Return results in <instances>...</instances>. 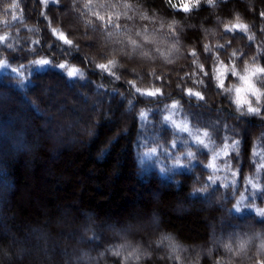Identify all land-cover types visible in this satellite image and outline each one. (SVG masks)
<instances>
[{
  "label": "clouds",
  "instance_id": "1",
  "mask_svg": "<svg viewBox=\"0 0 264 264\" xmlns=\"http://www.w3.org/2000/svg\"><path fill=\"white\" fill-rule=\"evenodd\" d=\"M37 4L31 22L19 0L0 4V12L11 13L0 19V98L33 116L5 133L12 149L32 153L46 143L52 152L88 151L113 174L130 168L137 180L163 182L175 197V215L195 211L209 225L206 246L193 244L160 226L161 215L149 209L155 234L141 231L135 243L112 248L109 255L119 264L154 258L161 264H203L205 258L209 264H264V225L258 223L264 221V150L258 147L264 137V0H161L159 8L148 0ZM202 6L206 13L196 15ZM16 20L26 35L8 26ZM189 31L197 34L189 38ZM45 66L65 79L84 81L91 74L118 85L121 97L125 91L131 97L122 106L125 115L106 113L102 128L98 115L52 108L49 86L37 90L33 79L32 69ZM137 97L161 105L160 123L173 133L166 142L147 127L152 108ZM185 105L210 115L194 125ZM246 136L250 167L244 164ZM7 191L0 185V264H46L52 229L43 222L23 226L4 205ZM244 210L252 212L247 219L255 231L239 221L241 227L229 226L213 240V221Z\"/></svg>",
  "mask_w": 264,
  "mask_h": 264
},
{
  "label": "trees",
  "instance_id": "2",
  "mask_svg": "<svg viewBox=\"0 0 264 264\" xmlns=\"http://www.w3.org/2000/svg\"><path fill=\"white\" fill-rule=\"evenodd\" d=\"M4 2L5 0H0V4ZM19 2L23 8L25 22H31L38 12L37 0H19ZM148 3H155L158 8L162 7L161 0H148ZM241 7L243 6L241 5ZM163 11L164 14L171 15L167 9ZM206 11L207 9H203L202 6V11L196 15L203 16ZM5 15L10 17L11 13L0 12V19H3ZM180 15L177 14V16ZM8 26L21 27L19 20L11 21ZM2 28L3 25H0V30ZM196 34L189 31L188 37L191 38ZM21 35H26L22 27ZM48 39L49 37L45 33L42 44L46 43ZM86 51L83 47L81 48V52ZM76 62L80 61L77 59ZM32 72L37 90L41 85H48L50 90L54 87L60 90L56 96V100L60 104L73 97L72 95L84 93L85 97H89L96 93L98 98H89L100 102L97 115L101 119L102 128L105 114L120 116L123 111L122 106L131 98L127 91L121 97L115 90L119 88L118 85H112L107 80L97 79L91 74L88 79L80 81L77 78L65 79L59 70L47 66L42 69L33 68ZM92 80H97L95 86L91 83ZM100 83H105L108 86L101 89ZM174 85L175 80H173V90ZM49 95L51 100L52 91L49 92ZM137 102L152 108L148 115V120L151 123L147 127L151 132L159 133L166 142L173 133L168 125L160 123L161 105L151 102L149 97H137ZM137 102L133 103L131 111L136 110ZM106 105L109 108H105ZM101 106H104V111ZM185 108L192 114L194 125L197 122L203 124L210 115L206 110L198 111L189 105H185ZM68 114L71 115V113ZM90 115L91 113H85L81 117ZM17 116H19L18 120L15 119ZM29 119H33L32 114L27 112L25 116L19 111L14 101L6 99L4 103L0 102V126L2 128L7 126V122H13L12 128L9 130L12 129L15 132L22 123ZM179 135L186 138V134ZM29 140H32L31 129H29ZM249 143L246 136L243 155L244 164L248 167H250L247 163ZM258 147L264 150V137L261 138ZM48 149L49 145L45 143L39 150L32 153L17 151L16 156H11L8 149L0 148V179H2L1 184L8 189L4 205L15 212V219L23 222V226L43 222L52 229L50 233L51 250L57 248V253L53 259H47L46 264H65L68 258L64 257L62 251L65 250V255H69L71 251L74 253V249H77L76 254L82 255L84 259V263L81 264H93L91 257L95 259L96 264H119L118 260L109 255L112 248L119 244H124L127 247L129 243H135L136 237L141 231L155 234V227L148 221L150 218L149 209L161 215L160 226L164 229L178 233L179 237L193 244L203 241L206 246L208 223L195 211L184 215H175L173 212L175 197L165 190L163 182L157 185L152 176H145L142 180H137L132 175L130 168H124L120 173L113 174L110 166L103 167L97 164L88 151L77 152L75 149H61L52 152ZM6 153L9 156H6ZM151 190L157 194V202L152 199ZM25 213L26 215H24ZM85 215L92 217L94 222L87 224ZM141 216L147 217L148 223L144 220L139 225L144 223L147 225L140 230H134V232L124 235V237H117L113 231L108 229L102 230L107 225H115L117 228L130 226L134 224L136 218ZM249 217H252V212L249 210L240 213L233 212L230 216L226 213L222 214L223 223L221 226L218 227L216 221L211 223L213 238L216 239L218 234L223 238L227 235L229 226L241 227L239 221H246L245 231H255L252 221L247 219ZM258 223L264 225V221ZM86 224L89 230L85 232L87 239L84 244L64 239L67 234L86 226ZM110 235L113 238L110 239ZM99 255H101L100 259ZM148 264H161V262L154 258ZM163 264H167V262L165 261ZM203 264H209L206 258Z\"/></svg>",
  "mask_w": 264,
  "mask_h": 264
},
{
  "label": "rangeland",
  "instance_id": "3",
  "mask_svg": "<svg viewBox=\"0 0 264 264\" xmlns=\"http://www.w3.org/2000/svg\"><path fill=\"white\" fill-rule=\"evenodd\" d=\"M55 88L56 87H54V89L50 90V92L52 91V94H53L52 95V99L50 100L52 108H56L58 106H62V110L63 111H65L67 113H71V114H79L80 116H83L85 113H91V115H97L99 113L100 102L96 101V100L95 101L92 100V99H94L96 97L98 98V95H96V93H93L92 95L89 96L92 99H90L87 96L85 97L84 93L83 94L81 93V94H77V95H72L73 97L68 98L64 103L60 104L59 101L56 100L57 93L60 90H57ZM5 100L6 99H4V98H0V102H2V103H4ZM101 107H102L101 108L102 111H104V106H101ZM105 108H109V106L106 105ZM18 109H19L20 112H22L26 116L27 112L21 111V109L19 107H18ZM124 115H125V113L122 111V114L120 116L123 117ZM19 116H17L15 119L18 120ZM12 124H13V122H7V126L5 128H2V126H0V148H2V149L5 148V150L8 149L9 150V155L14 156L15 154H18V153H17V151H14L12 149L10 141H9V138H8V136L5 135L6 132L9 133V134L14 133L12 129L9 130V128H12ZM40 137H41V139L43 138V134L42 133L40 134ZM5 150H3V151L5 152ZM20 153H24V152H20ZM5 155L7 156L8 154L6 153ZM0 161H1V158H0ZM1 182H2V179H0V185H3V184H1ZM151 196H152V199L154 201H156V202L158 201L157 194L155 192H153L152 190H151ZM154 197H156V198L154 199ZM85 219L87 220V224L94 222V219H92V217H90V216L85 215ZM138 219H140V220H138ZM144 220L147 222V217L141 216L139 218H136L134 220L135 221L134 224H132L130 226L117 228V227H115V225H107L106 227H103L102 230L108 229V230L113 231L115 236L124 237V235L126 236L127 234H130L131 232H134V230H140V228L145 227L147 225L145 223L139 225L140 223L144 222ZM148 221L151 222L150 218H148ZM222 223H223V218H220L219 222H217L218 227L221 226ZM87 224H86V226H84L82 228L75 229V231L72 232V233L70 232L69 234H67L66 237H64V239L68 240V241L75 240L76 243H78V244H84V242L87 239V237L85 235L86 234L85 232L89 230ZM211 227H212V225H211ZM212 232H213V230H212ZM111 237L113 238L112 235H110V239H111ZM213 240H215V238H213ZM51 251H52V254H50L48 259L49 258L53 259V257L57 253L56 252L57 248L53 249ZM64 251H62V253H64V257L68 258V261L65 264H81V263H84V259L82 258V255L76 254L77 249H74V253H71L72 252L71 251L69 253V255H65ZM98 258L100 259L101 255H99ZM91 261H93V264H96V261H95V259L93 257H91Z\"/></svg>",
  "mask_w": 264,
  "mask_h": 264
}]
</instances>
